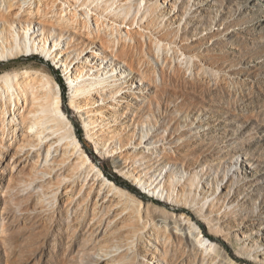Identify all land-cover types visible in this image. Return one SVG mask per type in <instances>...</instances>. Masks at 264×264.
I'll use <instances>...</instances> for the list:
<instances>
[{
	"label": "rangeland",
	"instance_id": "obj_1",
	"mask_svg": "<svg viewBox=\"0 0 264 264\" xmlns=\"http://www.w3.org/2000/svg\"><path fill=\"white\" fill-rule=\"evenodd\" d=\"M117 1L126 4L109 0ZM127 3L129 14L105 11L107 4L99 13L121 26L125 18L147 43L144 22L154 21L168 40L165 52L136 49L121 61H102L98 45L81 56L92 48V63L120 70L112 87L126 82L114 95L119 110L111 99L93 98L100 142L83 131L53 62L39 53L0 62V75L28 68L51 75L74 136L111 182L70 147L71 204L48 183L58 143L48 156L40 149L28 159L20 142L11 160L4 147L0 264H264V0H148L137 17L139 4ZM74 37L79 53L88 41ZM168 42L184 50L166 52ZM82 68L86 75L100 67ZM61 132L65 146L68 131Z\"/></svg>",
	"mask_w": 264,
	"mask_h": 264
},
{
	"label": "bare ground",
	"instance_id": "obj_2",
	"mask_svg": "<svg viewBox=\"0 0 264 264\" xmlns=\"http://www.w3.org/2000/svg\"><path fill=\"white\" fill-rule=\"evenodd\" d=\"M125 1V5L117 1L113 8L114 4L109 0H0V62L38 53L53 62L55 67L61 69L62 76L69 85L70 108L79 115L82 129L87 137L97 142L102 140L100 132L94 127L96 125L94 118L97 113L91 106L93 98L96 97L99 101L111 99L119 110L120 105L114 95L123 91L120 87L126 82L120 79L121 86L112 87V82L122 77L120 70L114 69L111 64L92 63L93 59L90 60V57H94L95 53L92 48L94 52L92 55L89 53L85 59L81 56L93 45H98V48L93 47L101 52L99 58L102 61L110 57L121 61L128 56L122 52H131L136 49L150 52L154 46L158 52H165L162 41L168 40L163 35L158 36L156 29L153 30L154 21H145L146 14L141 15L137 25L145 21L146 28L150 29L148 43L144 40L145 34L134 32V29L129 27L131 24L125 22V18L119 20V23H122L121 26L116 23L118 18H105L103 13H99L101 7L107 4L109 7L105 8V11L109 10L116 14V9L119 8V13L125 11L129 14L134 6L127 3L130 0ZM87 2L95 7L90 8ZM133 2H137L140 6L135 13L136 17L141 7L144 8L143 13L145 12L148 0H133ZM168 17H172V14ZM80 34L87 39L88 46L86 44L85 48L79 47L81 50L78 53V47L71 46L75 43L74 36ZM185 34L183 33L178 39L182 46L186 44L185 41L183 42L186 39ZM152 36L159 38L154 40ZM182 46L178 48L176 43L174 48L169 43L166 52H181L184 50ZM71 51L74 54L77 53L73 58L70 53L67 54ZM82 65L88 68H94V66L100 68L89 70V73L86 72V75H83ZM62 126L68 131L69 141L65 146L60 145L66 139L61 132ZM71 129V123L61 109L59 86L45 69L28 68L0 75V158H5L1 151L8 146V152L4 155L10 160L15 158L13 146L17 150L19 142L22 144L21 152H24L27 159L29 156L39 158L40 149L48 156L54 144L58 143L59 145L54 147L56 156L53 157L54 169H57V172L48 183L54 187L55 194L72 204L74 196L69 185L74 175V163L69 155L70 147H73L79 157L102 176L104 182L110 181L83 152ZM56 133L57 135L52 139L47 140ZM107 153L110 154V152ZM114 155L118 153L115 152ZM124 168L126 167L122 169ZM49 174H52V171ZM129 176V178H136L132 172H129ZM135 180L136 184L141 183L139 179ZM144 189L149 192L153 190L150 185ZM198 242L205 250H211L207 240Z\"/></svg>",
	"mask_w": 264,
	"mask_h": 264
},
{
	"label": "trees",
	"instance_id": "obj_3",
	"mask_svg": "<svg viewBox=\"0 0 264 264\" xmlns=\"http://www.w3.org/2000/svg\"><path fill=\"white\" fill-rule=\"evenodd\" d=\"M59 82H61V80L58 78Z\"/></svg>",
	"mask_w": 264,
	"mask_h": 264
}]
</instances>
